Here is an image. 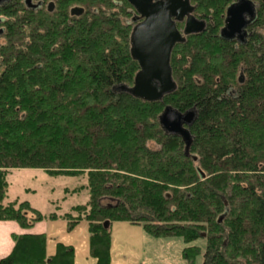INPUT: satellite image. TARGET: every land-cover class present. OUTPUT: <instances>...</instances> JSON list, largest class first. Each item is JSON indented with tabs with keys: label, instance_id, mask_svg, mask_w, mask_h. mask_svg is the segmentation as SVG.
I'll return each mask as SVG.
<instances>
[{
	"label": "trees",
	"instance_id": "obj_1",
	"mask_svg": "<svg viewBox=\"0 0 264 264\" xmlns=\"http://www.w3.org/2000/svg\"><path fill=\"white\" fill-rule=\"evenodd\" d=\"M251 1L256 17L241 43L220 34L234 0H194L206 30L175 46L177 89L152 103L116 89L132 86L140 69L127 0H57L53 11L24 9L21 0L1 6L24 17L0 19L8 39L0 46V221L30 229L56 219L8 201L9 169L87 172L89 199L78 210L96 264H111L113 222L181 238L190 264L198 256L202 264H264V0ZM74 4L83 14L72 15ZM168 106L195 112L189 156L159 122ZM29 212L37 215L29 220ZM13 240L0 264H75L62 243L47 258L44 234Z\"/></svg>",
	"mask_w": 264,
	"mask_h": 264
},
{
	"label": "rangeland",
	"instance_id": "obj_2",
	"mask_svg": "<svg viewBox=\"0 0 264 264\" xmlns=\"http://www.w3.org/2000/svg\"><path fill=\"white\" fill-rule=\"evenodd\" d=\"M21 3L24 9L27 8L24 0H21ZM192 3L194 4V0ZM72 7L76 8L78 5L70 6V11ZM22 10V8L16 9L13 17L0 11V19L9 22L14 17H24ZM132 16L135 17V13ZM1 28L2 24H0ZM180 28L183 29V25H180ZM7 40L6 36L0 38V46L6 45ZM183 146L185 151L184 142ZM6 182L8 201L28 202L41 215L56 216V219L48 218L37 222L34 226L45 232L47 243L49 238L50 248H55L53 254L47 251V258L55 254L58 242L74 249L75 264H89L91 259L97 261L91 256V233L88 223L81 218L82 212L78 210L89 199L87 172L72 177L53 175L38 168H14L7 171ZM35 215L36 212H29L27 218L30 220ZM108 224L112 236L110 255L114 264H190L183 257V250L187 245L181 238H154L144 231L142 225H132L127 222ZM198 244L204 243L198 241ZM193 264H202L200 256L195 258Z\"/></svg>",
	"mask_w": 264,
	"mask_h": 264
},
{
	"label": "water",
	"instance_id": "obj_3",
	"mask_svg": "<svg viewBox=\"0 0 264 264\" xmlns=\"http://www.w3.org/2000/svg\"><path fill=\"white\" fill-rule=\"evenodd\" d=\"M6 0H0V6ZM136 12L130 36L131 56L139 64L132 86L121 85L116 89L146 102H158L174 93L177 84L173 78L171 54L176 45L184 43L191 35L206 30V21L197 18L191 0H127ZM52 10V9H51ZM53 11V10H52ZM80 7L71 10L80 16ZM256 17V5L251 0H234L228 8L221 36L226 40L245 42L247 28ZM177 23H184L181 32ZM0 29V35L3 34ZM196 118L190 110L181 113L168 106L159 117L167 134L180 137L185 143V154L190 155L193 137L190 126ZM109 224L106 223V226Z\"/></svg>",
	"mask_w": 264,
	"mask_h": 264
},
{
	"label": "crops",
	"instance_id": "obj_4",
	"mask_svg": "<svg viewBox=\"0 0 264 264\" xmlns=\"http://www.w3.org/2000/svg\"><path fill=\"white\" fill-rule=\"evenodd\" d=\"M33 227L30 230H24L16 222L0 221V258L6 257L12 253L14 245H15L14 240H13L14 235H23L26 233L34 234V235H42V234L46 235L45 232L42 231L41 229L39 228L37 229ZM47 246H48L47 251L53 254L55 248L53 247L50 248L49 238H48ZM89 264H96V261L91 259V262ZM111 264H114V263L111 261Z\"/></svg>",
	"mask_w": 264,
	"mask_h": 264
},
{
	"label": "flooded vegetation",
	"instance_id": "obj_5",
	"mask_svg": "<svg viewBox=\"0 0 264 264\" xmlns=\"http://www.w3.org/2000/svg\"><path fill=\"white\" fill-rule=\"evenodd\" d=\"M13 1L14 0H6L1 6H4L6 3L8 4V3H11ZM24 3H25V6L27 7V9L52 11L56 7L57 0H24ZM191 4L193 6H195V10H196V5L192 3V0H191ZM194 15H195V13H194ZM180 25H183V29L180 28ZM177 27L182 32L184 30L185 24L184 23H177Z\"/></svg>",
	"mask_w": 264,
	"mask_h": 264
}]
</instances>
